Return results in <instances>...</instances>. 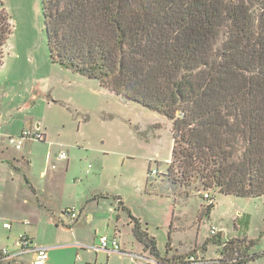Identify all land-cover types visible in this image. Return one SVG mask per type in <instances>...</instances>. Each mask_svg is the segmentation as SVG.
<instances>
[{"label":"trees","instance_id":"trees-1","mask_svg":"<svg viewBox=\"0 0 264 264\" xmlns=\"http://www.w3.org/2000/svg\"><path fill=\"white\" fill-rule=\"evenodd\" d=\"M5 1L0 66L12 34ZM41 2L54 63L172 121L161 193L149 190V178L146 192L264 196V0ZM114 199L135 222V238L161 258L155 238ZM214 205L205 206L208 216ZM252 246L230 240L216 264L262 257L249 253Z\"/></svg>","mask_w":264,"mask_h":264},{"label":"rangeland","instance_id":"rangeland-1","mask_svg":"<svg viewBox=\"0 0 264 264\" xmlns=\"http://www.w3.org/2000/svg\"><path fill=\"white\" fill-rule=\"evenodd\" d=\"M5 9L11 17L12 34L3 47L0 66V132L31 123L28 129L46 133L48 140L35 141L34 148L25 142L24 150L17 152L26 155L31 151L40 159L53 144L54 152L64 150L71 156L69 173L65 162H58L57 173L66 179V185L64 193L62 186L58 193H51L56 211L60 212L63 204L78 205L77 195L93 198L102 189L104 195H110L102 200L103 219L113 216L114 196L124 195L134 214L151 220L161 259L198 251L204 261L218 263L224 258L227 242L246 239L253 242L249 253L262 255L246 264H264V196L214 192L215 205L208 216L205 206L209 202L201 199L207 192L187 199L146 192L149 178V190L156 188L161 193L172 156V121L109 91L96 80L54 63L41 0H6ZM33 163L29 175L36 182L40 162ZM7 166L5 177L18 176L12 179L14 183L7 182L3 187L6 201L15 205L22 197L20 180L26 184L27 166L21 165L20 170ZM155 171L159 176L150 177ZM81 176L82 181L76 182ZM22 201V208L34 214L41 211L34 198ZM213 228L216 235L212 234ZM192 255L196 257L188 256Z\"/></svg>","mask_w":264,"mask_h":264},{"label":"crops","instance_id":"crops-1","mask_svg":"<svg viewBox=\"0 0 264 264\" xmlns=\"http://www.w3.org/2000/svg\"><path fill=\"white\" fill-rule=\"evenodd\" d=\"M29 127H32L31 123L17 130L0 132V253L4 248L10 251L15 250L19 236L26 234L31 238L34 245L48 248L49 259L47 264H200L198 262L189 263L190 256L188 255L190 254H196V257L201 262H205V264H216L212 261H204L198 251H193L185 255H176L173 258H169L168 256L165 259L155 258L135 238L133 234L135 222L125 210L118 208L116 199H114L113 203L115 207L111 209L113 216L110 214L106 219H103L101 215L102 200L105 197L110 198V195L109 193L104 195L102 189L100 193L94 194L93 198H81L77 195V199L80 200L78 201V205L63 204L58 209L61 212L60 214V212L54 209L53 203L55 200H53L54 196L51 195V193H58V189L61 186L64 193V187L66 185V179H62L59 173H57L58 162H65L66 171L69 173L73 160L71 156L69 157L68 153L67 159L60 160V154L65 151L54 152L53 144L50 147L52 148L51 151L44 153L40 159L31 153V151H27L28 154L26 153V155L17 152L15 147L9 144L8 138L10 136L21 135ZM37 127L41 128V125L37 124ZM30 129L34 130L33 128ZM43 134L45 135V141L42 142L45 143L48 137L46 133ZM25 142L32 143L30 146L33 148L36 147L34 140L24 141L23 145H26ZM23 150L24 147L22 146L21 151ZM33 160H39L40 162V171L38 176H36V182L29 175L34 164ZM7 165L18 170L21 169V165L27 166L26 172L28 173H24L26 184L24 185L20 180L22 190V195H20L22 197L16 199L14 202L15 205H11L5 199L4 184L9 183L12 179L17 180L18 177L17 173L12 178L5 177V168H8ZM77 178L75 180L78 183L83 179L82 176L80 179ZM12 183L14 182L12 181ZM114 197H120L122 199L124 205L128 207L133 217L140 223L142 231H146L149 236L155 238L157 241V237L150 227V224H152L151 220L142 214H134L133 209H131L132 207L128 205V199L124 195H116ZM31 198L36 200V207H40L41 211L37 214L30 212L28 208H22L20 204L21 199L23 200L22 202H25ZM142 202H145L144 198H142ZM42 209H45L47 214L44 215ZM79 209L80 211L77 213L76 219H73L67 213L69 210L76 212ZM115 216H117V219H115ZM69 217L72 221L67 222ZM3 222H9L11 228L4 229L2 227ZM145 223L148 224L146 225ZM43 227L45 229L41 230ZM42 231L44 232L42 233ZM124 233L129 236L124 237ZM102 235L116 238L122 252L94 249L99 248L100 237ZM34 260V253H26L17 257L15 260L9 261L7 264H33ZM229 264H236V261L234 260V262H230Z\"/></svg>","mask_w":264,"mask_h":264},{"label":"built area","instance_id":"built-area-1","mask_svg":"<svg viewBox=\"0 0 264 264\" xmlns=\"http://www.w3.org/2000/svg\"><path fill=\"white\" fill-rule=\"evenodd\" d=\"M45 141V135L39 130H31L25 129L21 135L19 136H10L8 138L9 144L14 146L16 150H21L24 141ZM60 160L67 159V153L62 152L59 156ZM91 167V165H90ZM155 173V172H154ZM205 198L209 200V204L214 203V198L210 194H205ZM73 219L77 218V214L74 210H69L67 212ZM2 227L4 229H10L11 224L9 222H3ZM212 234L216 235V229H212ZM94 249H102L109 252H122L120 249V244L116 238H110L107 235H102L100 237V246L99 248ZM26 253H34L35 260L33 264H47L49 259L48 255V248L36 246L33 244L31 238L26 235L22 234L19 236L17 247L15 250L10 251L7 248L1 250L0 253V264H7L9 261L15 260L17 257L24 255ZM200 263L205 264V262H201L198 257L194 255L189 257V263Z\"/></svg>","mask_w":264,"mask_h":264}]
</instances>
